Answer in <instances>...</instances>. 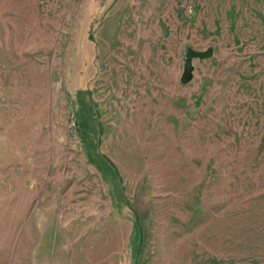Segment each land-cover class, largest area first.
I'll list each match as a JSON object with an SVG mask.
<instances>
[{
	"label": "rangeland",
	"instance_id": "rangeland-1",
	"mask_svg": "<svg viewBox=\"0 0 264 264\" xmlns=\"http://www.w3.org/2000/svg\"><path fill=\"white\" fill-rule=\"evenodd\" d=\"M0 264H264V0H0Z\"/></svg>",
	"mask_w": 264,
	"mask_h": 264
},
{
	"label": "water",
	"instance_id": "water-1",
	"mask_svg": "<svg viewBox=\"0 0 264 264\" xmlns=\"http://www.w3.org/2000/svg\"><path fill=\"white\" fill-rule=\"evenodd\" d=\"M214 55V49L210 48L207 50H196L192 46L187 45L184 48V70L181 76V81L183 83H189L194 78L195 64L194 60L199 59H208Z\"/></svg>",
	"mask_w": 264,
	"mask_h": 264
}]
</instances>
